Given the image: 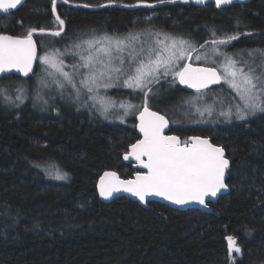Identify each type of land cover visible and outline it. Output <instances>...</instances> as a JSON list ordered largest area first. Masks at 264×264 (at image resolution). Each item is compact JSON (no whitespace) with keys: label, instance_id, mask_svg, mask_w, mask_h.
I'll return each mask as SVG.
<instances>
[{"label":"trees","instance_id":"16d2710c","mask_svg":"<svg viewBox=\"0 0 264 264\" xmlns=\"http://www.w3.org/2000/svg\"><path fill=\"white\" fill-rule=\"evenodd\" d=\"M107 1L57 0L56 14L65 20L63 34L71 31L72 24L88 22L106 24L117 33L135 25H163L201 41L198 45L211 40L209 33L215 31L216 38L242 34L232 41L231 49H264V0L222 8L183 2L128 8L119 5L140 3L117 0V7H102ZM152 12L153 19L140 20ZM56 14L51 0H26L14 12L16 20L22 15L23 23L13 28V34L22 36L29 27L55 31ZM48 35H34L39 49V40ZM58 42L64 41L58 38ZM32 78L33 74L4 76L0 86ZM171 83L173 77H167L152 87ZM173 84L172 96L150 98L149 107L179 122L169 112L172 97L194 91ZM3 98L0 264H233V256L235 264H264V113L215 126H171L183 141L191 135L209 137L229 161V191L211 202L207 212L159 202L143 207L127 197L101 201L96 184L103 171L113 170L123 178L138 171L123 160L128 147L139 139L134 118L117 123L67 101L44 109L30 100L16 105ZM138 100L142 101V94ZM58 174L66 178L59 179ZM229 235L236 237L242 254L229 256Z\"/></svg>","mask_w":264,"mask_h":264},{"label":"snow or ice","instance_id":"6c2138e0","mask_svg":"<svg viewBox=\"0 0 264 264\" xmlns=\"http://www.w3.org/2000/svg\"><path fill=\"white\" fill-rule=\"evenodd\" d=\"M112 2L113 0H109V3ZM165 2L166 0H157V3ZM167 2L174 3L175 0ZM196 2L204 3L205 0ZM22 3L23 0H0V11L8 13ZM63 3H68V0H63ZM138 3L152 6L147 4V0H138ZM231 3L232 0H215L218 8ZM51 5L52 12L56 13L57 0H51ZM55 21L58 25L55 31L43 27H29L22 36L0 33V73L15 69L25 77L30 73L37 75L36 84L37 88H40L49 85L45 76L34 72L33 66H43L46 76L51 75L48 69H55L59 77L55 83L62 90L70 88L69 96L75 101H79L81 95L95 101L101 88L107 89L117 82L122 87L142 94L139 108L124 102L120 103L119 107L125 116L133 110L139 111L138 127L143 138L130 146V151L125 153L124 159L134 157L147 171H138L135 178L129 180H120L115 172H106L100 180V196L108 198L122 189L138 197L140 201H146L148 196L155 195L176 205L197 202L207 207L208 197H216L222 189L227 188L225 172L229 161L225 159L223 148L213 145L207 138L192 136L181 141L175 135H165L169 120L149 108V99L154 95L152 86L171 76L173 83L178 81L179 84L195 89L198 95L186 103L192 104L203 118L205 113L208 117L212 116V108L201 109L197 102L205 94L204 90L223 80L238 94L241 104L235 106V112L230 107L219 115L226 121L233 118L246 120L257 112L264 113V49H242L231 55L221 53L219 46L227 47L232 41L239 39L242 35L240 33L216 38L217 33L214 31L211 33V40L197 45L183 35L161 31H130L123 36L106 33L98 35L93 31L82 33L81 37L73 42L72 54L79 59L77 64L72 66V72H66L62 59L64 54L59 49L43 51L41 54L37 40L33 38L38 33L61 37L65 32V20L56 14ZM84 36L87 38H82ZM206 45L212 46V52L216 54L217 59L223 56L224 59L220 63L222 72L218 71L217 67L182 63L191 61L193 53H196L195 59L200 60V49H204ZM203 58L207 59V56ZM16 88L23 94V85H17ZM16 98L21 99L22 95ZM99 99L101 108L98 110L107 118L109 109L116 106L115 102ZM86 103L87 101L85 105ZM140 108L142 110H139ZM57 178L64 179L66 174H58ZM226 239L229 256L233 253L242 254L236 237L229 235Z\"/></svg>","mask_w":264,"mask_h":264},{"label":"rangeland","instance_id":"374dc122","mask_svg":"<svg viewBox=\"0 0 264 264\" xmlns=\"http://www.w3.org/2000/svg\"><path fill=\"white\" fill-rule=\"evenodd\" d=\"M113 2L117 3V0H113ZM156 13L152 12L146 17L140 19L143 21L151 20L155 17ZM151 18V19H149ZM57 30V29H56ZM141 30H147V31H161L166 33H171L173 35L181 34L178 31L171 32L163 25L158 26H136L131 27L123 32L117 33L114 30H109L108 26L105 24L99 25L97 24H90L89 22L86 24H72L71 31L68 32L66 35H62L61 37H53L51 35H48L49 37H41V41L39 40V47L41 48L40 52L41 54L43 51H51L52 49H59L61 53L64 55L62 56L63 62H64V71L66 72H72V66L74 64H77L79 57L74 56L72 44L73 42L78 38L81 37L82 33H89V32H95L98 35L108 34V35H118L123 36L130 31H141ZM178 33V34H177ZM210 32L209 34H211ZM183 35V34H181ZM58 38L63 40L64 42L59 43ZM82 38H87L86 36ZM199 40V39H198ZM197 45L201 41H194ZM225 50L223 51L222 48H220L221 53H227L229 55L236 53L239 50L242 49H231V45L229 47L222 46ZM229 48V49H228ZM263 49V48H259ZM196 53H193V59L191 60V63L193 64H201L206 65L210 67H217L218 71H223L220 68V63L223 61V56H220L219 59H217L216 54L212 52V46H209V48H204L203 50H200L201 59L196 60L195 59ZM207 56V59H204V56ZM247 59V57H245ZM213 61H216L215 63ZM186 61H183L182 63H185ZM259 63V60L257 61ZM34 71L39 76H45V79L47 80V83L49 86L47 87H40L37 88V75H33L32 81H26V79H21L17 82H13L12 84L7 83L0 86V96L4 97L3 99L5 101H12L14 104H23L27 101H31L32 104L35 106H39L40 108H46L47 107H55L58 102L67 101V103L75 104L77 109H85L90 111H95L97 115H100L102 118H105V115L102 114V112L98 109L101 108L100 99L103 98L106 102H115V107H112L108 111L107 118H105L107 121H118L117 123H125L128 121V119L134 118L137 114L138 110H133V112H130L128 115H123V110L120 109L119 105L120 103H131L133 105H136L137 108H139L141 101L138 100V97L141 95V93L133 92L132 89H128L125 87H122L119 82L114 84V86L109 87L107 89L101 88L98 92L97 99L95 101L89 99L85 95H81V98L79 101L73 100L69 96V92L71 91L70 88L66 87L65 89H60L55 81L59 78L55 69H48V72L51 73V75L46 76L44 73L43 66L35 68ZM81 71H83L81 69ZM171 77V76H169ZM177 82V81H176ZM17 85H23L24 92L23 94L19 93L17 91L16 86ZM175 85L171 83L167 86H160L155 87L153 89L154 95L151 96V98L155 97H163V96H172L170 92H172L171 88H174ZM15 91V92H14ZM205 94L203 97L197 102V106L201 109L205 107L212 108L213 114L211 117L207 116V113H205L204 117L202 118L198 112H196L195 107L190 104L186 103V101L191 100L193 97H196L198 94L196 91H194L191 94L187 95H181L180 97H176L174 99L172 110H170V113H173L175 117L179 120L172 122L175 125H180V123L185 125H200V126H215V125H222L225 123H231L234 121H243V120H236L233 118L231 121H226L224 117L220 116L219 113L221 111H227L230 107L232 108V111L235 112V106L238 104H241V101L239 99L238 94L229 87L227 83L223 81V84L218 87L217 89H207L204 90ZM29 92H31L29 94ZM28 94V95H27ZM18 95H22L21 99H17L16 97ZM28 97V98H27ZM85 101H87L85 105ZM54 103L53 106H50ZM66 103V102H64ZM93 104H95V107H93ZM141 109V108H140ZM139 109V110H140ZM43 110V109H42ZM47 111V110H46ZM260 112H257L258 114ZM255 114V115H256ZM254 115L249 116L248 118L252 117ZM122 117V119H121ZM247 118V119H248Z\"/></svg>","mask_w":264,"mask_h":264},{"label":"water","instance_id":"95a60500","mask_svg":"<svg viewBox=\"0 0 264 264\" xmlns=\"http://www.w3.org/2000/svg\"><path fill=\"white\" fill-rule=\"evenodd\" d=\"M25 1H26V0H23V3H24ZM249 1H251V0H232V3H231V4H233V3H234V4L247 3V2H249ZM175 2L191 3V4L199 5V6H202V5L206 4V3H214V4H215V0H205L204 3H197L196 0H187V2H185V0H175ZM175 2H174V3H175ZM23 3H22V4H23ZM169 3H172V2H167V0H166L165 3H157V2H154V3H147V4L152 5L150 8H153V7H158V6H161V5H164V4H169ZM231 4L221 5L219 8L227 7V6L231 5ZM215 5H216V4H215ZM19 6H20V5H19ZM19 6H18V7H19ZM119 6H120V7H128V8H137V7L145 6V5H143V4H136V5H123V4H121V5H119ZM18 7H17V8H18ZM10 11H12V10H10ZM10 11H9V12H10ZM0 13L4 14L5 12L0 11ZM7 35H9V34H7ZM12 36H13V35H12ZM33 38L35 39V37H33ZM188 62H190V61H186L185 63H188ZM190 63H191V62H190ZM192 64H193V63H192ZM193 66L210 67V66L201 65V64H193ZM33 67H34V71H35L36 65H34ZM7 75H15V76H18V77H21V78H28V77H30L32 74L30 73L28 77H25V76L23 75V73L18 72L17 70L13 69V70L10 71V72L0 73V78H2L3 76H7ZM177 82H178V81H177ZM221 83H222V81H221L219 84H213V85H210L209 88H212V87H215V86H217V85H220ZM178 84H179V82H178ZM179 85H180L183 89H185V90H187V91H196L195 89L189 88L187 85H182V84H179ZM140 110H142V108H141ZM150 110L153 111V112H158V111H155V110H153V109H151V108H150ZM158 113H160V112H158ZM160 114L163 115L162 113H160ZM164 116H165V115H164ZM138 117H139V111H138V113L135 115V121H136V129H137V133L140 135V137H141L140 139H142V138H143V134L140 132L139 127H138V125H139V123H140ZM165 117H166V116H165ZM168 129H169V126H168L167 129H165V133L168 131ZM165 135H167V134H165ZM175 136H176V135H175ZM177 137H178V136H177ZM191 137H192V136H191ZM200 137H202V136H200ZM202 138H207V137H202ZM140 139H139V140H140ZM207 139H209V138H207ZM209 140H210V139H209ZM210 142H211L213 145H215V146L221 147V146L218 145V144H214L212 141H210ZM134 143H136V142H134ZM134 143H133V144H134ZM131 145H132V144H131ZM131 145H130V146H131ZM130 146L128 147L127 152L130 151ZM221 148H222V147H221ZM124 155H125V154H124ZM124 155H123V160H124V162H131L132 165H133V167L136 168L139 172H146V171H147L146 169L143 168V166H142L141 164H139V162H137V161L135 160L134 157H132V158H130V159H128V160H125V159H124ZM224 156H225V159H227L225 152H224ZM227 160H228V159H227ZM229 167H230V165H229ZM229 167H228V169H226V172H225V184H226L227 172H228V170H229ZM138 171H137V172H138ZM106 172H115V171H113V170H106V171H103V172L99 175V177H98V179H97V184H96L97 194H98L99 198L101 199V201H103V202H110L112 199H115V198H118V197H127V198H129V199H131V200L137 202L139 205H141V206H143V207H147V204L150 203V202H159V203L166 204V205H169V206H171V207H174V208H177V209H181V210H186V209H189V208H197V209H201V210H204V211H207V212H211V208H210L209 204H210L211 202H215V201L217 200V198H218L220 195H223V194H225V193H227V192L229 191V188H228V186H227V188H226V189H222V190L217 194L216 197H208V198H207V204H208L207 207H205L204 205H200V204L197 203V202H190V203L185 204V205H176V204L172 203L171 201L166 200V199L163 198V197H159V196H155V195L148 196V197L146 198V201H140L138 197L132 195V194L129 193V192L123 191L122 189H121L120 191H118V192H114L113 195H112L111 197L105 198V197L100 196V194H99V185H100L101 177L104 176V174H105ZM137 172H136V173H137ZM115 173H116L117 177H118L120 180L134 179V178H135V175H136V173H135L132 177H129V178H123V177H120V176L118 175L117 172H115ZM226 185H227V184H226Z\"/></svg>","mask_w":264,"mask_h":264},{"label":"flooded vegetation","instance_id":"af4514ba","mask_svg":"<svg viewBox=\"0 0 264 264\" xmlns=\"http://www.w3.org/2000/svg\"><path fill=\"white\" fill-rule=\"evenodd\" d=\"M26 2V1H25ZM24 2V3H25ZM24 3L23 4H21L17 9H14V10H12V11H10V12H8V13H4V14H2V13H0V33H3V34H9V35H13V36H19L18 34L16 35V34H13V28L15 29L16 27H18V28H20L21 26H22V24H21V22L23 23V20H22V15L20 16V18H18L17 20H16V18H15V16H14V12L16 11V10H18L19 8H21L22 6H24ZM71 5V4H70ZM105 5H107V7L108 6H113V7H117V3L116 2H112V3H109V1H107L106 3H104L103 4V6L102 7H104ZM56 14V13H55ZM11 31V32H10ZM7 76H9V75H7ZM4 77V76H3ZM2 77V78H3ZM1 79V78H0ZM177 84H178V82H176ZM223 84V80H222V83L220 84V85H222ZM178 86H180L179 84H178ZM217 86H219V85H217ZM181 87V86H180ZM216 87V86H215ZM182 88V87H181ZM213 88V87H212ZM183 89V88H182ZM210 89V88H209ZM149 108H151V107H149ZM151 109H153V108H151ZM154 110V109H153ZM155 111H157V110H155ZM159 112V111H158ZM138 113V112H137ZM161 113V112H160ZM163 114V113H162ZM163 115H165V114H163ZM166 116V118L169 120V129H168V131L165 133V134H167V135H176V136H178L177 134H175V133H173L172 131H171V126L172 125H175L169 118H168V116L167 115H165ZM136 122V121H135ZM136 127V126H135ZM136 132H137V129H136ZM138 134V133H137ZM139 135V134H138ZM191 136H202V137H207V136H204V135H191ZM191 136H189V137H191ZM179 137V136H178ZM188 137V138H189ZM141 137H140V135H139V139H140ZM180 138V137H179ZM207 138H209V137H207ZM139 139H137V140H139ZM210 139V138H209ZM136 140V141H137ZM180 140L181 141H183V139H181L180 138ZM135 141V142H136ZM210 141H211V139H210ZM214 143V142H213ZM215 144V143H214ZM126 163V162H125ZM129 163V162H128ZM174 208V207H173ZM177 209V208H176Z\"/></svg>","mask_w":264,"mask_h":264}]
</instances>
